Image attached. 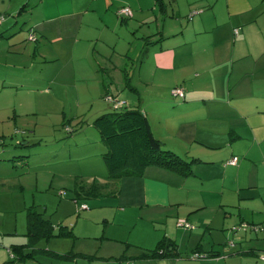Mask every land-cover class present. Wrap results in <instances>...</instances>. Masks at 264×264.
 Wrapping results in <instances>:
<instances>
[{
  "label": "crops",
  "instance_id": "0c3cea01",
  "mask_svg": "<svg viewBox=\"0 0 264 264\" xmlns=\"http://www.w3.org/2000/svg\"><path fill=\"white\" fill-rule=\"evenodd\" d=\"M13 1L0 0V7L10 8ZM15 1L19 5L28 2ZM30 1L39 8L36 9L37 20L41 22L35 23L36 28L41 23H52L57 33H61L60 38L68 35L75 39L72 48L69 45L62 48L60 38L49 44L48 51L56 60L68 48L76 61L82 56L91 58V66L82 76L81 72L73 71L75 79L81 77L87 88L110 90L116 98L125 99L129 104L133 101L122 93L125 89L132 90L136 94V107L145 113L164 148L187 161L194 160L190 176L149 166L143 175L112 178L118 180L115 188L118 208H122L125 215L136 209V213L146 211L156 219L167 216L170 224L179 219L190 223L191 214L217 209L212 203L216 200L228 220L233 221L232 225L237 223L236 215L248 224L249 228L240 234L239 240L243 243L240 247L229 245L222 255V251L202 245L203 239L198 241L194 232L189 242L200 243L192 253L196 251L200 257L202 254L205 257L209 251L218 253L215 258L219 261L201 260V264L263 262L260 256L264 255V0H171V13L168 5L165 11V16L169 13L165 18L170 22L167 20L163 28L157 27V33L139 38L131 22L128 24L127 18H120L117 12L129 7L136 24L148 25L159 19L156 14L152 19L148 16L158 8L156 0ZM161 1L168 3V0ZM113 6L129 33L123 37H119L124 34L122 24L111 25L98 17L106 7L110 11ZM192 12L196 14L190 19L188 15ZM187 16L185 23L183 18ZM101 26L103 34H95L94 30ZM115 28L120 29L117 37L104 34L112 33ZM42 37L49 39L48 34L43 33ZM145 37L151 39L147 41ZM122 40L124 48L128 47L118 59L114 55L97 57L99 44L110 46L116 54L113 43ZM83 41L85 45L81 44ZM129 62L136 63V87L132 85L134 77L127 73ZM175 88H182L185 97L174 96ZM234 157L239 158L238 164L228 165ZM96 194H88V197ZM219 215L218 211L215 216L210 215L212 223ZM257 225L260 231L250 228ZM183 227L178 230L186 236L189 230ZM172 229L177 231L174 226ZM250 231L253 232L251 241ZM166 234L180 253L172 231ZM213 241V246L219 244ZM12 245L0 240V264H10ZM205 248L208 251H204ZM175 257L182 255L164 258L169 262L164 264H191L189 261L178 263ZM158 260L161 259L149 258L151 263Z\"/></svg>",
  "mask_w": 264,
  "mask_h": 264
},
{
  "label": "rangeland",
  "instance_id": "374dc122",
  "mask_svg": "<svg viewBox=\"0 0 264 264\" xmlns=\"http://www.w3.org/2000/svg\"><path fill=\"white\" fill-rule=\"evenodd\" d=\"M169 1L154 12L150 9L153 13L148 16L152 19L156 14L159 19L148 25L136 24L133 16V19L127 18V23L131 22L130 26L136 29V38L157 33V27L163 28L168 20L165 17L169 15L165 16L166 5L171 13ZM27 3L29 6L24 8ZM106 8L98 17L111 25L122 24L116 16V8L110 7V11ZM36 9L38 6L30 0L21 5L14 0L10 8L0 7V240L9 245L27 243L28 212L34 208L55 227L50 239L40 240L35 245L37 258L43 264L169 263L165 259L151 263L145 257L151 254L146 249H155L167 236V231H172L182 255L175 257L178 263L219 261V258L193 260L192 250L202 242L200 239L207 249L212 246L222 251V255L229 245L240 247L243 243L239 240L240 234H244L246 222H241L236 215L237 223L232 225L233 221L228 220L216 200L212 203L217 209L191 214L193 220L186 236L178 230L186 219L170 224L167 216L156 219L146 211L136 213V209L125 215L123 209L118 208L115 190L118 180H113L107 171L103 160L107 148L99 131L92 126L94 118L110 112L113 104L105 101L103 87L87 88L81 77L74 78L73 71L81 72V76L87 72L91 58L82 56L77 59L80 61L72 58L69 48L75 39L66 33V38H60L55 24L41 23L36 28L35 23L41 22L37 20ZM188 16L183 18L185 23ZM122 25L124 34L119 37L129 34L125 31L126 24ZM31 29L35 32L30 33ZM103 32L102 26L94 30L95 34ZM118 32L120 29L115 28L112 33L104 34L117 37ZM43 33L48 34L49 39L43 38ZM57 38L62 48L69 45L59 60L48 51L49 44ZM113 44L116 54L110 46L99 44L97 57L114 55L118 59L128 47L124 48V40ZM127 73L134 77L132 85L136 87V63L129 62ZM122 96H129L133 101L130 104L136 105V94L132 90L125 89ZM109 192L112 194L107 195ZM88 194L96 196L90 198ZM83 205L88 209L80 210ZM217 211L220 215L212 223L210 215L215 216ZM61 224L65 226V233L69 230L65 235H58ZM194 232L200 242L190 243L189 236ZM213 239L219 244L213 246ZM67 255L73 256L65 257Z\"/></svg>",
  "mask_w": 264,
  "mask_h": 264
},
{
  "label": "trees",
  "instance_id": "16d2710c",
  "mask_svg": "<svg viewBox=\"0 0 264 264\" xmlns=\"http://www.w3.org/2000/svg\"><path fill=\"white\" fill-rule=\"evenodd\" d=\"M156 1L160 6L163 5L161 0ZM28 6L27 3L24 8ZM119 11L117 12L118 16ZM189 18L192 19V16H189ZM33 32L35 31H30V33ZM31 37H34V35H31ZM150 39V37H145L147 41ZM109 94L113 95L109 90L106 92L105 98ZM111 108L110 112L95 117L92 123L99 131L101 140L107 148V151L103 153V160L110 177L122 178L131 175H143L145 169L149 166H160L182 176H190L193 173L194 160L187 161L171 150L164 148L160 140L155 137L147 116L136 105L126 103L118 109ZM66 233L64 227L61 226L58 235H65ZM68 234L72 233L69 232ZM53 235L54 226L51 221L36 212L34 208L30 209L26 235L28 242L11 246L12 258L10 264L26 261H36L43 264L37 258L36 251L38 249L35 245L40 240L50 239ZM148 251H151V254H145V257L153 259H164L176 255L180 257L176 244L167 237L160 240L155 249ZM196 253V251L193 252V255ZM72 256L67 255L65 257ZM218 256V253L207 252L205 258Z\"/></svg>",
  "mask_w": 264,
  "mask_h": 264
},
{
  "label": "built area",
  "instance_id": "2783aa9c",
  "mask_svg": "<svg viewBox=\"0 0 264 264\" xmlns=\"http://www.w3.org/2000/svg\"><path fill=\"white\" fill-rule=\"evenodd\" d=\"M194 14H196V12L191 13L190 16H193ZM119 16L124 17V18H131L133 16V12H132V10L129 7H124V8H122L119 11ZM235 31L238 32V29H236ZM172 94L174 96H179L180 98H184L185 97V92H184V90L182 88H175L172 91ZM105 101L107 103L113 104L112 107L114 109H118L121 106L126 104L125 101L119 100L118 98H116L115 96L110 95V94L106 96ZM238 162H239V158L238 157H234L229 162H227V164L228 165H232V166H236L238 164ZM62 194H64V192H62ZM79 209L80 210H86V209H88V206L83 205ZM180 226L190 227V224L187 223V222H181ZM245 227L249 228V226L246 225V224H245ZM250 228L255 230L256 232L259 230V227H257V226H253V227H250ZM192 258H193V260H201L202 258L204 259L205 257H202V256L200 257V255L196 253L195 255H193ZM261 259L264 261V255L261 256ZM128 264H130V263H128Z\"/></svg>",
  "mask_w": 264,
  "mask_h": 264
}]
</instances>
